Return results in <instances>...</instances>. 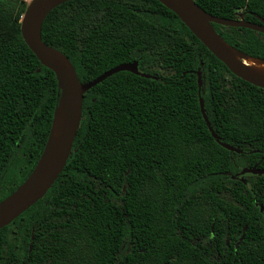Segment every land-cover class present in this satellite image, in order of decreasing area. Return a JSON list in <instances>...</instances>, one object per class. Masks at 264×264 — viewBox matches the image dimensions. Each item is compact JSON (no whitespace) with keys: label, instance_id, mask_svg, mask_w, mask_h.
I'll use <instances>...</instances> for the list:
<instances>
[{"label":"trees","instance_id":"obj_1","mask_svg":"<svg viewBox=\"0 0 264 264\" xmlns=\"http://www.w3.org/2000/svg\"><path fill=\"white\" fill-rule=\"evenodd\" d=\"M194 1L217 17L264 20V0ZM26 5L0 0V201L35 166L59 98L22 37ZM213 27L264 60V34ZM41 36L81 82L133 61L157 78L119 71L86 91L62 172L0 228V264H264V174H238L264 169V88L231 73L158 0H68ZM200 97L218 139L240 153L212 136Z\"/></svg>","mask_w":264,"mask_h":264},{"label":"water","instance_id":"obj_2","mask_svg":"<svg viewBox=\"0 0 264 264\" xmlns=\"http://www.w3.org/2000/svg\"><path fill=\"white\" fill-rule=\"evenodd\" d=\"M68 0H30L22 14L20 30L22 37L40 63L54 72L59 98L54 109L49 135L35 166L25 180L8 196L0 201V228L10 224L20 214L45 196L66 165L82 118L84 94L90 88L119 71H129L145 78L156 79L152 74L140 72L138 62L121 63L103 72L96 78L81 82L71 60L59 49L43 42L41 30L46 16L58 5ZM170 9L186 27L203 43L217 59L223 62L231 73L255 86L264 88V73L250 68L243 59L248 56L224 41L213 27V23L230 27H243L264 34V20L260 23L217 17L201 8L194 0H158ZM257 59L264 63V60ZM202 64V62H200ZM199 91L202 80L197 71ZM200 110L212 134L220 145L230 151L241 150L221 142L205 113L204 101L200 97ZM264 174V169L254 165L243 167L238 174ZM234 177V176H232ZM262 210V207L260 208ZM33 239V236L31 237ZM237 247V246H236ZM32 244L29 246V252Z\"/></svg>","mask_w":264,"mask_h":264},{"label":"bare ground","instance_id":"obj_3","mask_svg":"<svg viewBox=\"0 0 264 264\" xmlns=\"http://www.w3.org/2000/svg\"><path fill=\"white\" fill-rule=\"evenodd\" d=\"M243 61L250 66L251 69L259 72V73H264V63L261 61H258L257 59L254 58H246L243 59Z\"/></svg>","mask_w":264,"mask_h":264},{"label":"rangeland","instance_id":"obj_4","mask_svg":"<svg viewBox=\"0 0 264 264\" xmlns=\"http://www.w3.org/2000/svg\"><path fill=\"white\" fill-rule=\"evenodd\" d=\"M26 1V3H28L30 0H25Z\"/></svg>","mask_w":264,"mask_h":264}]
</instances>
